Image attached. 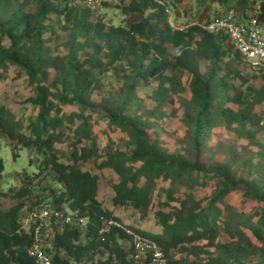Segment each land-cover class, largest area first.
Here are the masks:
<instances>
[{
  "label": "trees",
  "instance_id": "trees-1",
  "mask_svg": "<svg viewBox=\"0 0 264 264\" xmlns=\"http://www.w3.org/2000/svg\"><path fill=\"white\" fill-rule=\"evenodd\" d=\"M69 1L0 0V79L10 67L18 76L25 74L36 86L30 102L37 107L24 125L9 107L0 105V131L17 140L13 148L35 147L36 165L43 169L34 174L24 170L17 176L22 177L19 184L0 191V264H35L28 252L32 236L22 230L19 219L24 207L44 199L89 217L85 228L65 224L55 230V250L50 252L57 264H138L122 229L99 232L102 217L125 222L99 199L101 170L115 175L113 206L142 215L155 201L167 207L154 212L156 230L125 223L156 240L172 264H199L196 258L202 253L204 264H248L252 256L264 257V166L247 163L245 176L236 168L234 150L212 166L204 158L217 127H231L257 144L258 132L264 133V86L248 83L240 67L244 61L228 34L196 24L175 29L165 6L154 0H120L117 7L133 16L128 25L98 19L80 0ZM206 1L253 9L264 25V0H198L197 13ZM175 12L180 21L182 15ZM56 14L70 30L63 54L54 53L45 41L46 33H55L51 18ZM110 69L119 76V86L105 80ZM141 82L155 83L153 104L140 96ZM103 90L106 94L94 99ZM66 104L76 109L66 113ZM257 105L263 109L256 110ZM168 106L173 115L181 112L183 152L169 151L152 130L151 119L168 114ZM97 113L109 130L126 135L127 150L109 140L100 152L93 133ZM65 127L75 138L62 160L55 147ZM89 160L96 171L86 166ZM29 161L33 163L32 155ZM3 168L0 157V173ZM209 185V196L195 194L197 186ZM235 190L258 201L259 208L253 213L238 210L227 201ZM3 198L11 201L6 207Z\"/></svg>",
  "mask_w": 264,
  "mask_h": 264
},
{
  "label": "rangeland",
  "instance_id": "rangeland-1",
  "mask_svg": "<svg viewBox=\"0 0 264 264\" xmlns=\"http://www.w3.org/2000/svg\"><path fill=\"white\" fill-rule=\"evenodd\" d=\"M120 0H111L104 4L103 10L106 12V21L109 23H114L116 25H128L133 16L123 14L117 4ZM170 6L175 11L178 10L181 14L180 22L188 23L192 20L204 18L208 19L213 13L218 11H223L228 9V6H219L217 3L204 2L200 8H198L197 13V3L198 0H168ZM211 7V8H209ZM252 12H256L250 9ZM93 14V13H92ZM93 16H95L93 14ZM51 24L54 27L55 33L48 32L45 34V41L51 47L54 53H66V46L64 42L67 40L70 30L65 29L63 26L64 18L59 17L57 14L53 15L51 18ZM242 69L246 70L249 76V84L254 85L259 88L264 86V70H253L249 68L244 62L240 64ZM18 72L14 67H10L7 70V75L5 78L0 79V105L9 107L14 113L16 118L21 119L24 125L27 124V116L30 114H35L37 107L30 102V97L34 96L36 93L35 84H29L27 81V76L22 74L17 75ZM53 73L47 81H50ZM119 76L112 72V69L108 73L104 74L106 81L113 83L116 86L120 85L118 81ZM155 86L154 82L143 83L141 82L138 86V92L142 96L147 104H153L152 92ZM107 91L103 90L98 92L94 99L99 100L101 96ZM106 94V93H105ZM189 96L188 92L184 93ZM235 107L237 104H233ZM170 107L168 106V114L163 116L158 120L152 118L154 122L152 130L155 134H159L163 141V144L171 152H183L185 149L184 144V134L185 127L181 121V112L178 115H173L170 113ZM76 109L73 104H66L64 106V111L66 113L71 110ZM263 105H257L256 110L261 111ZM23 132L28 133L26 128L22 129ZM93 133L97 138V146L100 152H104L106 144L111 141L113 147H120L122 149H128L130 147L128 138L126 135L120 131H112L107 127V121L105 118L101 117L98 113L93 117ZM75 136L72 131L65 127V132L62 141L56 144V151L61 155L62 160L67 159V155L71 152V143ZM258 140L260 144H264V133L258 132ZM208 146L206 147V152L204 158L209 166H212L217 161L227 159L230 152L234 150V156H237L235 162L236 168L239 173L248 175L249 166L247 163L257 167L258 165L264 166V148L262 145L251 142L246 137H240L231 127L220 126L214 129L213 133L208 138ZM17 143V140L8 138L7 135L0 131V157L3 159L4 168L0 173V191H7L11 186L19 184L22 179L21 175L24 170L28 172H33L43 170L37 167L38 155L33 153V149L30 151L28 147L17 146L13 148V145ZM84 144L91 145L90 141H83ZM14 151L17 155L14 156ZM30 155L33 156V163H30ZM249 160V162H248ZM86 166L92 170L96 171V165L93 160L87 161ZM45 171V170H44ZM43 171V172H44ZM100 175L99 183V199L101 200L105 208H109L115 212L118 216L122 218L126 223L133 224L135 226L141 227L145 230H156L158 229L157 221L154 216V212L162 206L158 201H155L153 206L146 211V214L142 215L138 210L124 206H113L111 203L112 187L111 181L115 178V175L110 170L98 171ZM260 177H264V170L260 173ZM213 185L209 186H197L195 188V194L198 197H206L212 193ZM233 206L238 210H242L247 213H253L259 208L260 203L256 200H252L244 195L242 190L232 191L227 197ZM9 198H3L4 207L8 206L10 203ZM27 207H24L25 209ZM255 241V239H254ZM176 255H180L178 252ZM191 258H195L191 255ZM197 261L199 264H204L206 259V253H202L198 256ZM77 264V263H75ZM248 264H264V257H251Z\"/></svg>",
  "mask_w": 264,
  "mask_h": 264
},
{
  "label": "built area",
  "instance_id": "built-area-1",
  "mask_svg": "<svg viewBox=\"0 0 264 264\" xmlns=\"http://www.w3.org/2000/svg\"><path fill=\"white\" fill-rule=\"evenodd\" d=\"M76 0H70L69 4ZM111 0H80L98 19H106L104 4ZM165 6L170 24L175 29H186L199 25L209 32H225L240 52L244 63L253 70H264V25L258 20L256 12L243 11L235 7L213 13L210 18H199L188 23H181L168 0H154ZM89 217L70 208L57 207L50 199L36 201L22 210L20 225L23 231L32 236L28 252L35 264H57L50 252L54 251L53 238L55 230L65 224H77L86 227ZM116 227L128 236L133 248V257L138 264H172L158 242L131 228L125 222L112 217H102L100 233ZM65 255V250L60 249Z\"/></svg>",
  "mask_w": 264,
  "mask_h": 264
}]
</instances>
